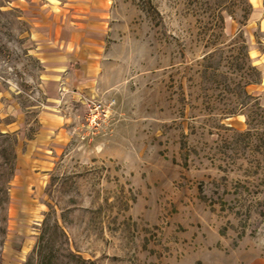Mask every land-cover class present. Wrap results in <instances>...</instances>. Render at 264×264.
I'll return each instance as SVG.
<instances>
[{
    "label": "rangeland",
    "instance_id": "374dc122",
    "mask_svg": "<svg viewBox=\"0 0 264 264\" xmlns=\"http://www.w3.org/2000/svg\"><path fill=\"white\" fill-rule=\"evenodd\" d=\"M248 1L217 30L213 0H0V264H264V113L228 117L239 31L264 107V0ZM73 43L99 55L104 96H70L65 73L42 94L44 55ZM208 54L228 86L202 78ZM86 97L113 104L98 130ZM51 106L72 137L36 152Z\"/></svg>",
    "mask_w": 264,
    "mask_h": 264
},
{
    "label": "crops",
    "instance_id": "0c3cea01",
    "mask_svg": "<svg viewBox=\"0 0 264 264\" xmlns=\"http://www.w3.org/2000/svg\"><path fill=\"white\" fill-rule=\"evenodd\" d=\"M80 49L82 48L78 46L77 43H73L71 52H64L60 55H44V61L49 64L47 67L49 71H46L48 75L45 78L46 80L42 82V94L44 96H57V82L60 75L64 73V86L71 92L70 96H104L105 90L100 86L98 80L99 55L94 54L95 52H92L93 49L91 48L90 52H87L88 55L81 57L82 55L78 52ZM94 51L98 50L94 48ZM70 68L72 69L70 70ZM4 96H9V93L0 85V113L3 110L4 101H2V99ZM51 103L55 102L52 101ZM53 110H55L53 107L48 108L45 113H43L42 119L40 120V130L34 138L30 140V142L34 144V147H36V152H44L47 150V146H53L54 150L63 147L72 137L71 132L64 129L66 122L65 117L63 115L54 114L55 112L57 113V111L55 110L54 112ZM10 125L11 123L6 126ZM41 163H47L48 165L49 161L43 159Z\"/></svg>",
    "mask_w": 264,
    "mask_h": 264
},
{
    "label": "trees",
    "instance_id": "16d2710c",
    "mask_svg": "<svg viewBox=\"0 0 264 264\" xmlns=\"http://www.w3.org/2000/svg\"><path fill=\"white\" fill-rule=\"evenodd\" d=\"M213 1L217 5L215 10L213 11V27H215V29L217 30L223 29L224 21L221 15L222 11H225L229 16L236 20L239 26H244L246 24L252 11L251 4L248 0H229V3L226 4V6H220V2L217 0ZM233 47L234 56L230 59L229 63L236 73L235 76L237 77V80L235 78L231 80L233 88L230 92L229 90L227 91L234 98L233 103H235L236 106H233V108L229 110L228 117L236 115L238 112H242L243 110L247 109L248 115L246 114L245 116L249 122V120L251 121V117L253 114L257 115L258 113H264V107H261L259 98L252 96L247 91L248 86L260 83L261 73L255 66L252 65L250 61L248 47L241 31H239L235 35ZM213 58V54H208L203 57L202 78L206 80L211 79L217 85L222 84L223 86H228V84H226L228 78L225 77V75L220 74L216 68L220 63L221 58L215 60L216 67L208 66L209 63L214 61ZM79 262L80 264H93V262H86L81 258H79Z\"/></svg>",
    "mask_w": 264,
    "mask_h": 264
},
{
    "label": "built area",
    "instance_id": "2783aa9c",
    "mask_svg": "<svg viewBox=\"0 0 264 264\" xmlns=\"http://www.w3.org/2000/svg\"><path fill=\"white\" fill-rule=\"evenodd\" d=\"M83 105L85 106V117L83 127L88 131L98 130L101 128L108 118L109 109L113 105H106L101 100L92 98H84Z\"/></svg>",
    "mask_w": 264,
    "mask_h": 264
}]
</instances>
